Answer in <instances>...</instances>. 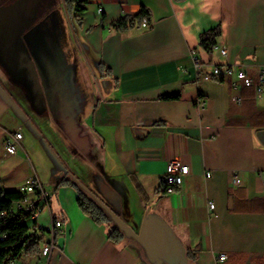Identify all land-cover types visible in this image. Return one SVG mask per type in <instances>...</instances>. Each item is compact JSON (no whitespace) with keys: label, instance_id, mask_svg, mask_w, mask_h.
Returning a JSON list of instances; mask_svg holds the SVG:
<instances>
[{"label":"crops","instance_id":"1","mask_svg":"<svg viewBox=\"0 0 264 264\" xmlns=\"http://www.w3.org/2000/svg\"><path fill=\"white\" fill-rule=\"evenodd\" d=\"M142 8L148 27L114 29ZM217 27L218 49L208 52L200 37ZM263 64L264 0H94L79 14L66 0H0V196L37 177L57 197L39 225L64 222L50 259L38 238L37 253L17 264H264V93L206 78L235 65L256 78ZM38 144L71 179L44 184ZM175 159L190 172L168 195ZM64 180L142 240L123 232L111 241V215L94 222ZM157 228L169 233L162 247Z\"/></svg>","mask_w":264,"mask_h":264},{"label":"built area","instance_id":"2","mask_svg":"<svg viewBox=\"0 0 264 264\" xmlns=\"http://www.w3.org/2000/svg\"><path fill=\"white\" fill-rule=\"evenodd\" d=\"M94 1V0H88ZM101 4L104 0H96ZM104 9L101 6L98 8V12L103 13ZM142 27L146 28L149 26V20L144 19ZM215 49H218V46H215ZM220 52L222 55L227 54L225 48H221ZM192 57L196 66L199 67V57L196 53H192ZM236 78V82L233 84L237 88L238 84H241L245 88L254 90L257 96H260L264 93V64L260 67L258 75L254 78L250 75V72L244 66H214L211 74L206 75V78L209 80H219V81H229L231 78ZM233 100L237 103H242V97H233ZM200 108H203V103L199 104ZM23 138V134L18 132L14 135H11L6 141V151L10 155H14L17 152V147L20 145ZM190 172V168L187 165L182 164L178 159L172 160L167 166L165 181H164V192L166 194H174L184 182L185 176ZM210 173L207 174V177H210ZM25 194V198L18 202L15 205L14 213H23L29 215L28 223L30 226V233L36 234L40 233L41 237V255L44 258L50 259L52 252L56 248L55 240L57 233L63 228L64 222L61 219H51V225L47 228H43L39 225L38 220L41 213L45 209L50 208V193L44 188V185L37 177L29 179L26 185L21 190ZM209 210L213 212L214 204L209 202ZM1 216H7V212H2ZM219 262H225L228 259V255L222 253L216 256ZM10 264H17L16 261L11 262Z\"/></svg>","mask_w":264,"mask_h":264},{"label":"trees","instance_id":"3","mask_svg":"<svg viewBox=\"0 0 264 264\" xmlns=\"http://www.w3.org/2000/svg\"><path fill=\"white\" fill-rule=\"evenodd\" d=\"M66 3L76 14H79L85 10L89 1L66 0ZM144 19H151L150 11L147 8H142L138 15L126 16L118 20L113 24V27L116 30L124 31L133 28L136 24H141ZM220 35V27L204 32L200 37V46L206 51L212 52ZM65 182L77 188L79 192L77 204L94 222L100 225L113 222L97 201L88 198L82 192L77 182L64 180ZM24 198L25 194L22 191L3 192L0 196V264H10L21 259L23 255H34L37 253L34 244L38 240V236L30 233L29 215L23 213L15 214L13 211L15 205ZM5 211L7 216H1V213ZM123 237V231L115 224L109 231V239L114 243H119Z\"/></svg>","mask_w":264,"mask_h":264},{"label":"rangeland","instance_id":"4","mask_svg":"<svg viewBox=\"0 0 264 264\" xmlns=\"http://www.w3.org/2000/svg\"><path fill=\"white\" fill-rule=\"evenodd\" d=\"M36 148H38L40 151L39 153L34 156L33 159V163L35 164V167L41 171V173L44 175L43 177H41L42 181L44 182V184L46 186H52V182L59 180V179H64V177L61 175V171H60V166L58 165L59 162L56 160L55 157H53V155H51V152L49 150L46 149V147L43 144H38L36 145ZM43 159V161H41V166L38 165L39 161L38 159ZM58 162V164H57ZM44 163V164H43ZM57 173V174H56ZM68 179H71V177H66ZM52 195L54 196V193L52 192ZM88 198H92L91 195H88ZM52 205H55V203L57 202V197L55 196L52 200Z\"/></svg>","mask_w":264,"mask_h":264},{"label":"water","instance_id":"5","mask_svg":"<svg viewBox=\"0 0 264 264\" xmlns=\"http://www.w3.org/2000/svg\"><path fill=\"white\" fill-rule=\"evenodd\" d=\"M259 139L264 144V131L259 132L258 134ZM101 207L105 209L112 217L113 221L116 223L118 228L125 232L126 235L132 236L138 240H142L140 235L136 234L130 226H128L121 218H119L116 214H114L112 211H110L103 203L99 202ZM154 236L156 241L158 242L159 246L162 247L165 243V237H169V233L163 231L160 228H157L156 231H154Z\"/></svg>","mask_w":264,"mask_h":264}]
</instances>
